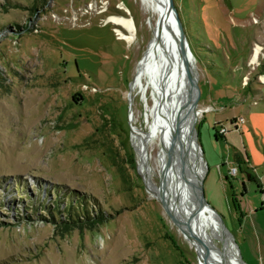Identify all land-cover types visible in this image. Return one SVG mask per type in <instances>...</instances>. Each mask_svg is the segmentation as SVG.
<instances>
[{"label":"rangeland","instance_id":"rangeland-1","mask_svg":"<svg viewBox=\"0 0 264 264\" xmlns=\"http://www.w3.org/2000/svg\"><path fill=\"white\" fill-rule=\"evenodd\" d=\"M173 1L196 64L205 198L245 264H264V0ZM113 14L134 19L131 41ZM156 19L146 0H0V264H200L132 139L152 122L151 85L129 93Z\"/></svg>","mask_w":264,"mask_h":264},{"label":"bare ground","instance_id":"bare-ground-1","mask_svg":"<svg viewBox=\"0 0 264 264\" xmlns=\"http://www.w3.org/2000/svg\"><path fill=\"white\" fill-rule=\"evenodd\" d=\"M146 1L153 6L157 19L152 27L148 47L130 82V96L133 98V90L141 88L145 91L151 85L154 102L149 107L152 116L149 129L142 130L133 126L132 130V139L139 156L138 168L146 176L148 189L164 203L175 218L187 221L191 217V227L197 235L199 246L203 249L205 264H245L231 235L221 229L219 216L210 207H201L194 214L197 194L191 174L196 175L197 179H202L205 169L194 126L199 111L192 105L187 106L190 73L197 77L196 64L189 54L187 65L180 58L177 39L179 40L181 35L178 24L174 17H171L172 30H167L165 25L166 0ZM107 19L115 24L119 38L127 41L134 38L136 26L132 17L113 14ZM258 48L259 46H256L253 58ZM261 78L264 80L263 75ZM157 135L161 141L159 184L151 179L153 169L148 148V144ZM180 144L183 146L185 166L178 162Z\"/></svg>","mask_w":264,"mask_h":264},{"label":"water","instance_id":"water-1","mask_svg":"<svg viewBox=\"0 0 264 264\" xmlns=\"http://www.w3.org/2000/svg\"><path fill=\"white\" fill-rule=\"evenodd\" d=\"M171 17H174L175 21L178 24L179 30H180L181 37H180L179 40L177 39V42L179 44V49H180V58L183 61V63L185 65H187L188 64V61H187L188 54L190 55V57H192L193 62H194L195 59H194V56H193V54H192V52L190 50V47H189V44H188L186 35L184 33V30H183L182 23H181V21H180V19L178 17L177 9H176V7L174 5V1L173 0H166V21H165V25H166L167 30H169V31L172 30V27H171ZM193 66H194V63H193ZM190 74H191V84H190V91H189V98H188L187 106L188 105L194 106V104L196 106V96H195V94H196L197 78L194 76L193 73H190ZM129 99H131L130 93H129ZM196 135H197V133H196ZM182 151H183V146L180 144L179 145L178 162L180 164H182L183 166H185L186 165V162H185V159H184V156H183V152ZM201 153L203 155L202 149H201ZM203 159H204V157H203ZM204 162H205V159H204ZM206 170H207V165H206V162H205L204 175H205ZM185 175H189V173H185ZM204 175H203L202 179L201 178L200 179H197L196 175L191 174L192 179H193L192 184L194 185L195 190H196V194H197L196 195V206H195V209H194V214L201 207H204V206L210 207L219 216V222H220L221 229L224 232L227 231L231 235V237H232L235 245L237 246V248L239 250V247H238V245H237V243H236V241H235V239L233 237V234L231 233V231L229 230V228L226 226V224H225V222H224L221 214H219L215 210V208L213 206H211L209 204V202L205 198L204 189H203V179H204ZM145 177L146 176H144V178ZM145 181H146V179H145ZM163 206H164L166 212L168 213V215L172 218V220L174 221V223L177 225V227L185 235V237L188 238V240L193 243L194 248H195V251H196V257H197L198 262L201 263V264H205L206 258L204 256L203 249L199 246V242L197 240V235H196V233L193 231V229L191 227V217H189L187 219V221H181V220L175 218L174 215L171 214L166 209L164 203H163ZM239 254H240L241 260L243 261V259L241 257L240 250H239Z\"/></svg>","mask_w":264,"mask_h":264},{"label":"trees","instance_id":"trees-1","mask_svg":"<svg viewBox=\"0 0 264 264\" xmlns=\"http://www.w3.org/2000/svg\"><path fill=\"white\" fill-rule=\"evenodd\" d=\"M232 204L235 210H239V217L242 215V211L239 208V204L237 203V199L232 197Z\"/></svg>","mask_w":264,"mask_h":264}]
</instances>
